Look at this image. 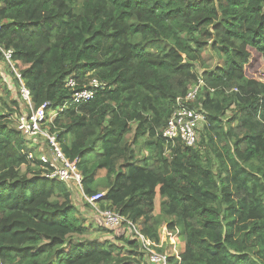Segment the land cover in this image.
I'll use <instances>...</instances> for the list:
<instances>
[{
	"label": "trees",
	"instance_id": "16d2710c",
	"mask_svg": "<svg viewBox=\"0 0 264 264\" xmlns=\"http://www.w3.org/2000/svg\"><path fill=\"white\" fill-rule=\"evenodd\" d=\"M0 26L34 108L57 112L50 129L79 159L86 195L103 187L100 207L155 246L164 226L179 229L184 247L168 264H264V82L248 75L254 52L264 62V0H0ZM93 78L103 88L74 103ZM200 79V140L168 145L175 101ZM9 115L0 110V264H152L122 228L75 239L88 226L69 186L29 159Z\"/></svg>",
	"mask_w": 264,
	"mask_h": 264
},
{
	"label": "built area",
	"instance_id": "2783aa9c",
	"mask_svg": "<svg viewBox=\"0 0 264 264\" xmlns=\"http://www.w3.org/2000/svg\"><path fill=\"white\" fill-rule=\"evenodd\" d=\"M0 52L5 62L9 64L19 79L21 83V96L30 108L28 111H23L21 114L16 115V127L23 135L27 145L35 148V150L39 149V153L29 152V159L34 160V155L36 156L37 153V160H39L40 168L44 170L43 175L46 178L59 180L66 184L74 182L79 188H82L83 175L78 167L79 159L70 160L66 157L58 141L57 132L51 131L49 126L53 124L57 112L49 109V102H45L40 107L34 108L30 90L22 82L21 74L14 65L13 50L5 49L0 45ZM67 85L69 87L76 86V80L70 78ZM103 86L104 84L98 79H91L89 83L85 84L83 89L74 93L73 102L81 103L90 100ZM203 86L204 82L200 79L186 95L176 99L175 110L162 131V135L168 145L174 146L177 138L183 141L186 146L193 147L196 145L199 138L198 130L200 125L206 121V112L201 106H194ZM41 144L43 145L41 146ZM104 195L105 191L102 190L92 195L84 194L85 201L98 213L102 224L114 230L122 228L133 237L138 238L143 251L152 264H168L170 255L167 252H158L154 247L155 244H152L151 241L144 237L134 222L114 209H103L100 207V201Z\"/></svg>",
	"mask_w": 264,
	"mask_h": 264
},
{
	"label": "rangeland",
	"instance_id": "374dc122",
	"mask_svg": "<svg viewBox=\"0 0 264 264\" xmlns=\"http://www.w3.org/2000/svg\"><path fill=\"white\" fill-rule=\"evenodd\" d=\"M204 57L207 62L206 64L209 66V68H214L218 64L219 57L211 49H208L204 53ZM248 75L260 79L264 82V62L260 60L257 52H254L252 65L248 69ZM5 100L7 101V105H5L4 103ZM13 101L18 102L19 104L18 111L29 110V106L27 102L23 99V97H20L19 89L14 85V80H12L11 77L7 74L6 63L2 59H0V110L3 112V114H10L9 118H11L12 120L14 119L15 123L17 124V120H16L17 113L12 114L11 112H9L11 108H15ZM203 126L204 123L200 125V128L198 130L199 136ZM131 138L132 135H128L129 141L131 140ZM42 145L43 144H41V146ZM36 152L39 153V149H36ZM145 154L146 152L144 151L143 154L139 155V157H142ZM104 175H105V170H100L98 172L99 177H103ZM67 185L69 186L73 194V203L75 206L73 213L76 215V210H77V216L83 219L84 224L88 226V230L86 231V233H84L82 237L76 236L75 239H99L102 241V240H106V238H110L111 235L117 236L120 234L126 236L124 230L121 234V232H117L116 230L107 228L102 224L101 218L98 215V213L92 207L86 204L87 202L85 201V196H84L85 193L83 191V188H79L74 182H69V184ZM97 185H101V182L97 181ZM100 190H104V188L101 187ZM159 210H160V197L158 195L156 199V213H159ZM164 233L165 234L174 233L176 235L174 237V240L168 241V239H166L163 242L157 244V246L153 245L158 252L161 253L167 252L171 256L174 255L175 253H178V250L183 249L184 239L182 235L179 233V229L172 232H168L165 229ZM113 238L114 237L112 236V238L110 239L113 240Z\"/></svg>",
	"mask_w": 264,
	"mask_h": 264
},
{
	"label": "crops",
	"instance_id": "0c3cea01",
	"mask_svg": "<svg viewBox=\"0 0 264 264\" xmlns=\"http://www.w3.org/2000/svg\"><path fill=\"white\" fill-rule=\"evenodd\" d=\"M104 191V190H102ZM165 227L162 228L161 230V242H163L164 240L168 239L169 240H174V237L176 234L174 233H164ZM166 232V231H165ZM174 234V235H173ZM111 238V237H110ZM184 247V244H183ZM183 250V249H182ZM182 250H178V253H175V255H178Z\"/></svg>",
	"mask_w": 264,
	"mask_h": 264
}]
</instances>
